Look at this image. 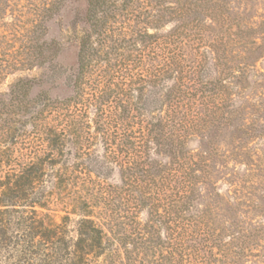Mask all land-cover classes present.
<instances>
[{"label":"trees","instance_id":"trees-1","mask_svg":"<svg viewBox=\"0 0 264 264\" xmlns=\"http://www.w3.org/2000/svg\"><path fill=\"white\" fill-rule=\"evenodd\" d=\"M79 1H45L17 36L0 0V79L51 64L44 20ZM83 1L70 96L28 77L0 95V257L264 264V5Z\"/></svg>","mask_w":264,"mask_h":264},{"label":"rangeland","instance_id":"rangeland-1","mask_svg":"<svg viewBox=\"0 0 264 264\" xmlns=\"http://www.w3.org/2000/svg\"><path fill=\"white\" fill-rule=\"evenodd\" d=\"M45 1L47 0H16L14 3L15 7L13 9L14 19L12 20L11 24L12 26L18 28L16 30L18 32V34H16L17 36L20 35L19 33L23 32V29H26V27L30 26L32 23H34V21H36V15L40 9L39 7H41ZM263 5L264 0H260V13L262 10L261 7ZM84 9L85 5L83 0H80L78 4L66 3L56 16H51L44 20L45 22L43 24L46 30L45 40L47 42L52 41L58 45L59 53L57 57L54 58L52 63L44 69H35L22 75H10L8 77H2L0 79V95H5V93L8 91V88L17 78L28 77L29 79L34 78L39 80L42 83L39 88L35 87L31 90L30 96L32 97L41 91L47 92L51 99H63L70 96L71 88L69 86V80L76 69L78 52L77 38L78 33L82 28L80 23L76 28H74L73 23L75 20L80 21L82 19ZM3 48L4 49L0 52V64L4 63L3 61H6V53H9L7 52V47L3 45ZM17 49L19 52L20 44H18V42L13 49L15 50V52H13V56L15 57H18L20 53L22 55V52L17 53ZM260 63L263 65L264 59ZM261 84H264L263 79H260V85ZM15 141H17L19 144L22 143V145L25 143L22 149H33L35 145H37L34 138L27 140L19 137L16 138ZM28 144L30 145L28 146ZM260 148L264 153V142L261 143ZM115 178L116 175L113 177L114 181H116ZM114 181L112 183H114ZM54 210L57 211L54 215L55 220L58 221L59 217L64 215L59 211L64 210V208L57 207ZM0 264H14V261L9 260L8 255L2 253L0 257Z\"/></svg>","mask_w":264,"mask_h":264}]
</instances>
